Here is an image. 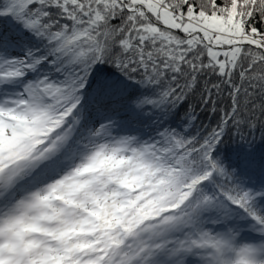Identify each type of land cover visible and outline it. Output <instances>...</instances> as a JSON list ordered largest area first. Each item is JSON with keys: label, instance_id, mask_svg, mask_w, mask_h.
Returning a JSON list of instances; mask_svg holds the SVG:
<instances>
[{"label": "snow or ice", "instance_id": "obj_1", "mask_svg": "<svg viewBox=\"0 0 264 264\" xmlns=\"http://www.w3.org/2000/svg\"><path fill=\"white\" fill-rule=\"evenodd\" d=\"M0 264H264V0H0Z\"/></svg>", "mask_w": 264, "mask_h": 264}]
</instances>
